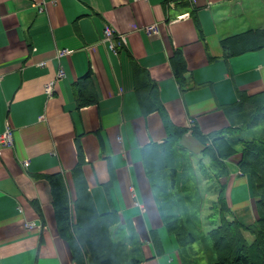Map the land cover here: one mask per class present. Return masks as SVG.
<instances>
[{"label":"crops","instance_id":"obj_1","mask_svg":"<svg viewBox=\"0 0 264 264\" xmlns=\"http://www.w3.org/2000/svg\"><path fill=\"white\" fill-rule=\"evenodd\" d=\"M39 1L41 10L35 0H0V135L13 130L12 147L0 144V264H93L74 257L58 226L52 178L74 227L87 193L83 205L115 217L110 239L127 254L137 249L141 264H197L166 226L148 168L174 129L185 130L176 146L200 169L204 146L187 124L222 134L233 107L264 95V0ZM153 24L159 34L146 35ZM106 28L116 53L102 41ZM248 32L256 35L248 48L259 49L226 56L222 41ZM236 163L215 178L212 204L220 194L231 210L257 201Z\"/></svg>","mask_w":264,"mask_h":264},{"label":"trees","instance_id":"obj_2","mask_svg":"<svg viewBox=\"0 0 264 264\" xmlns=\"http://www.w3.org/2000/svg\"><path fill=\"white\" fill-rule=\"evenodd\" d=\"M175 3L184 4L187 0H168ZM256 35L252 32L235 36L231 39L222 41L226 56L241 53L249 49H259V46L248 48L254 44ZM234 41V42H233ZM256 44V42H255ZM173 68L175 78L181 82L184 73V62L179 57L173 59ZM231 132L236 125L233 120L236 114H242L247 119L244 122L245 129H253L259 125H264V95L244 98L240 103L231 109ZM230 114V113H229ZM237 115V116H238ZM240 120V118H239ZM239 128V127H236ZM189 129H186L188 133ZM229 132L217 135L204 136L190 129V134L197 139L203 146L202 154L209 159L210 169L206 170L204 164L200 163L199 174L204 173L205 177L218 178L227 173V162L229 159L236 158L238 170L243 176H248L252 187V192L257 198L256 221L249 225L237 221L229 220L224 215L228 214L229 207L225 202L223 194L219 195V204L221 209V220L215 229L210 233L215 259L207 264H264V138L256 137H235L231 138ZM233 132V131H232ZM185 130L177 131L170 129L169 140L160 147V156L157 163L149 165L148 174L155 178L159 191L162 195L163 207L166 212V226L175 234L180 245L185 242L182 227L179 226L177 216L173 213L171 206L168 205L167 182L170 179L171 186L178 191L185 189L188 178L185 171L178 172L183 165H180L178 158L179 149L176 146L177 141L182 138ZM171 152L173 156H171ZM176 152V154H175ZM175 154V155H174ZM179 161V163H178ZM160 163V165H158ZM191 172V171H190ZM182 174V175H181ZM197 177V174H195ZM51 187L54 193V206L57 215L58 226L61 230L70 232L71 245L74 249L75 258L79 262H87L90 258L93 264H141L137 255V249L125 252L126 243L113 242L110 239L109 227L116 221L111 214L97 216L89 205H83L82 202L89 201L86 193L80 198V205L76 206V223L71 224V213L60 195V182L51 179ZM73 227V229H72ZM73 230V232H72ZM248 232L254 238L252 243H247L243 237V232ZM192 239V235L188 233Z\"/></svg>","mask_w":264,"mask_h":264},{"label":"rangeland","instance_id":"obj_3","mask_svg":"<svg viewBox=\"0 0 264 264\" xmlns=\"http://www.w3.org/2000/svg\"><path fill=\"white\" fill-rule=\"evenodd\" d=\"M237 115L238 114L234 116L233 120L236 124L234 125L235 129L232 130L233 132L227 131L231 134V138H264V125H259V127L257 126L256 128L247 130L242 127L245 125L244 122H246L247 119L242 117V114ZM156 151L158 157L159 149ZM178 154L179 156H183L182 158H185L184 164L179 172L181 173L182 171H185L186 175L184 174V176L188 178V180L186 181L185 189L181 192L178 191L177 188L174 189L171 186L170 179L168 180L166 185L168 205L171 206L173 213L176 214L178 224L182 227L181 229L184 232L183 238L187 243L182 245V249L186 252L185 256L188 260L195 261L197 264H207L210 260L215 259V253L213 251L209 233L217 227L221 220L220 204L217 200L212 204L211 201L207 200L206 196L212 191L215 179L205 177L204 173L199 174L197 171L199 169L196 164L193 165L194 167L192 166L193 171H191L189 166V164H191L189 163L191 157L188 152L181 150L178 151ZM171 156H173L172 152ZM202 159L206 170L210 169L207 157L203 156ZM196 162L198 163V160H196ZM158 165H160V163ZM194 171L197 174V177L195 176ZM210 200H212V198ZM255 205L256 204H253L252 202L250 208H236L233 210L229 208L231 211H229L228 214H225L224 217L226 216L227 219L232 221L233 219H236L244 225H249L257 220ZM188 233L192 235V239H194L193 241H191V236ZM243 237L247 243H252L254 240L251 234L245 231L243 232Z\"/></svg>","mask_w":264,"mask_h":264},{"label":"built area","instance_id":"obj_4","mask_svg":"<svg viewBox=\"0 0 264 264\" xmlns=\"http://www.w3.org/2000/svg\"><path fill=\"white\" fill-rule=\"evenodd\" d=\"M35 2L37 3V5H39V10H41L40 6L42 5V3L39 0H35ZM103 32L104 33H103L102 41L107 42L109 44L110 49L116 53V47H117L116 45H118V43L114 42V36H115L114 31L112 29L106 28ZM145 33L148 36L159 34L158 25L153 24V25L145 27ZM61 53H63V52H61ZM63 76H64V72L60 71L58 73V78H62ZM44 91L48 97L52 96L54 93L53 84L50 83V84L46 85ZM192 127H194L192 122L187 124L186 128L189 129L188 133H190V129H192ZM0 144L3 147H7V148L12 147V145H13V130L10 127L7 126L5 128V130L3 131V133L0 135ZM25 165L27 166L26 163L24 164V166ZM239 175H242L241 172L239 173ZM18 210L20 211L21 209L18 208ZM36 226L37 225L35 223H26L25 224L26 228H32V227H36Z\"/></svg>","mask_w":264,"mask_h":264}]
</instances>
